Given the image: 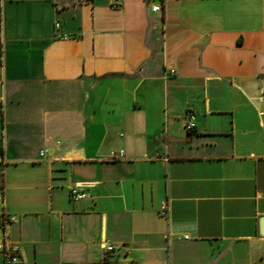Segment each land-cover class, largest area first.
Instances as JSON below:
<instances>
[{
    "label": "crops",
    "instance_id": "0c3cea01",
    "mask_svg": "<svg viewBox=\"0 0 264 264\" xmlns=\"http://www.w3.org/2000/svg\"><path fill=\"white\" fill-rule=\"evenodd\" d=\"M0 83L21 264H264V0H0Z\"/></svg>",
    "mask_w": 264,
    "mask_h": 264
},
{
    "label": "built area",
    "instance_id": "2783aa9c",
    "mask_svg": "<svg viewBox=\"0 0 264 264\" xmlns=\"http://www.w3.org/2000/svg\"><path fill=\"white\" fill-rule=\"evenodd\" d=\"M147 6L152 12H162L165 8V4L168 0H145ZM113 6H118V2H115ZM59 26V24H57ZM172 74H175V71H171ZM1 84V83H0ZM4 117V106L2 101H0V118ZM196 120L197 116L194 112H189L186 114L184 121L185 127L189 132H193L196 129ZM46 150L41 151V155L45 156ZM124 150H120L119 153H114V156H123ZM90 194L86 189L77 184L73 185L70 188V198L74 201H78L83 198L89 197ZM169 211L168 201H164L160 207V213L166 215ZM12 219V217H11ZM104 247L111 251L114 249V246L109 242H104ZM0 264H21L23 262V255L18 246L7 244L5 241H0Z\"/></svg>",
    "mask_w": 264,
    "mask_h": 264
}]
</instances>
